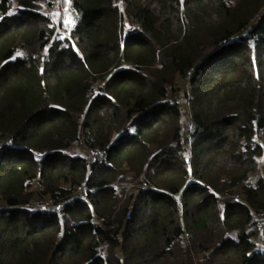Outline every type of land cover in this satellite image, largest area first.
Returning a JSON list of instances; mask_svg holds the SVG:
<instances>
[{
  "label": "trees",
  "instance_id": "obj_1",
  "mask_svg": "<svg viewBox=\"0 0 264 264\" xmlns=\"http://www.w3.org/2000/svg\"><path fill=\"white\" fill-rule=\"evenodd\" d=\"M52 1L0 0V264H264V0Z\"/></svg>",
  "mask_w": 264,
  "mask_h": 264
},
{
  "label": "rangeland",
  "instance_id": "obj_2",
  "mask_svg": "<svg viewBox=\"0 0 264 264\" xmlns=\"http://www.w3.org/2000/svg\"><path fill=\"white\" fill-rule=\"evenodd\" d=\"M40 9L43 12L48 13L51 16L54 22L60 26L59 27L60 30L66 26L64 23L65 20H68L71 18L76 19V14L72 12L70 3H66L65 0H53L52 4L48 6L45 4V2H41ZM177 85H179V92H177L175 96L178 99L180 107H181L182 134H183V137L188 140L190 132H191V126H192L190 122V112H189L188 100H187L186 95L184 94V89L187 90L188 85H187L186 80L184 79H179L177 82ZM66 152L71 153V154H80V155L89 156L88 149L83 148V146L79 143L73 144L69 149L66 150ZM261 164H262V158L260 157L259 158V171H257L254 174V177H257L261 173V170H262ZM135 181L128 183L127 184L128 187L130 185H133ZM135 186H136V183H135ZM235 197L239 198L237 191L235 193ZM255 218L257 221H260L261 223L264 224V213L261 215H256ZM261 229L259 230V233L255 235V237H253V240L256 243V247H259V248L264 246V234L261 232L262 231ZM229 236L234 237L235 235L233 233H230Z\"/></svg>",
  "mask_w": 264,
  "mask_h": 264
},
{
  "label": "built area",
  "instance_id": "obj_3",
  "mask_svg": "<svg viewBox=\"0 0 264 264\" xmlns=\"http://www.w3.org/2000/svg\"><path fill=\"white\" fill-rule=\"evenodd\" d=\"M71 10H72V12L75 13V11L73 9H71ZM72 28L73 27H71V26H65L64 28L59 30L58 37L63 38L65 35H67L69 33V31ZM90 155H91L92 160H94L95 157H97V156H101L98 151H90ZM246 181L250 182L251 177H248L246 179ZM77 194H78L80 199H87V191H86V188L84 186H81L77 189ZM36 205H37V207H39L41 209H52L55 211H62V209H63V203L62 202H56L55 200H53L51 198H48L44 202L38 203ZM129 214H130V211L127 212L126 218L129 216ZM261 227H262V223L260 221H257V228L260 230Z\"/></svg>",
  "mask_w": 264,
  "mask_h": 264
},
{
  "label": "snow or ice",
  "instance_id": "obj_4",
  "mask_svg": "<svg viewBox=\"0 0 264 264\" xmlns=\"http://www.w3.org/2000/svg\"><path fill=\"white\" fill-rule=\"evenodd\" d=\"M65 2L66 3H71V0H65ZM181 2H183V0H181ZM45 15H47V13H45ZM57 15H59V14H57ZM64 23H65L66 26L74 27L75 24H76V20H75V18H71V19L65 20ZM45 51L47 52V49H45ZM77 51H78V49H77ZM16 55L19 57V56H22L23 53L17 52Z\"/></svg>",
  "mask_w": 264,
  "mask_h": 264
}]
</instances>
